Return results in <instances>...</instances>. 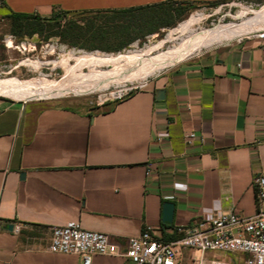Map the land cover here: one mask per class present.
<instances>
[{
	"label": "crops",
	"instance_id": "obj_1",
	"mask_svg": "<svg viewBox=\"0 0 264 264\" xmlns=\"http://www.w3.org/2000/svg\"><path fill=\"white\" fill-rule=\"evenodd\" d=\"M163 1L0 0V19ZM262 172L264 39L257 36L219 43L97 107L0 96V264H80L79 255L47 248L50 226L68 221L117 246L92 264H133L123 254L144 228L169 242L211 212L253 215L252 180ZM164 202L174 204L171 223L162 221ZM199 255L179 249L178 262L194 264ZM204 256L243 264L242 255Z\"/></svg>",
	"mask_w": 264,
	"mask_h": 264
},
{
	"label": "rangeland",
	"instance_id": "obj_2",
	"mask_svg": "<svg viewBox=\"0 0 264 264\" xmlns=\"http://www.w3.org/2000/svg\"><path fill=\"white\" fill-rule=\"evenodd\" d=\"M173 5L182 10L183 15L178 18L175 15L172 17L174 24L157 29L158 23L138 26L132 22L97 21L98 27L93 29L80 23L84 36L78 39V44L70 37L64 40L56 34L45 38V34L59 32L69 22L90 18L93 14L67 13L56 25L50 19L52 14L60 11L56 9L49 17H44L45 24H53V28L46 27L43 34L24 36L10 31L7 18L0 19V96L97 107L126 97L145 80L202 51L264 28V17L257 15L264 10V0L178 2ZM193 23L190 37L186 38L187 32L182 33L183 36L168 37ZM208 40L219 41L207 48L204 45ZM198 46L201 47L199 52L185 56ZM152 69L159 71L145 75ZM73 82L85 83L90 88L72 91ZM57 84L67 92L46 94L45 85L54 87ZM4 87H10L9 92H5Z\"/></svg>",
	"mask_w": 264,
	"mask_h": 264
},
{
	"label": "built area",
	"instance_id": "obj_3",
	"mask_svg": "<svg viewBox=\"0 0 264 264\" xmlns=\"http://www.w3.org/2000/svg\"><path fill=\"white\" fill-rule=\"evenodd\" d=\"M252 35L264 39V28ZM195 138L196 134L191 132L187 142ZM252 184L257 206L253 215L242 216L234 211L211 212L169 242L157 238L150 228H144L139 235L128 239L123 256L133 264H180L178 250L190 249L200 253L193 258L194 264H239L237 260L206 258V252L242 255L243 264H264V172L255 175ZM47 248L54 253L79 255L80 264H92L95 254L118 253L117 246L107 234L84 229L76 221L50 226Z\"/></svg>",
	"mask_w": 264,
	"mask_h": 264
},
{
	"label": "trees",
	"instance_id": "obj_4",
	"mask_svg": "<svg viewBox=\"0 0 264 264\" xmlns=\"http://www.w3.org/2000/svg\"><path fill=\"white\" fill-rule=\"evenodd\" d=\"M174 3L178 2L169 0L129 8H115L79 12L83 15L93 14L94 16L90 18H82V20L78 21H72V23L69 22L68 26H66V28L60 30L59 32H47L45 34V38L58 34L61 35L64 40H67V38L70 37L72 38L71 41L73 43L78 44V39L84 36V33L82 31L83 26L80 23L87 24L91 29H93L95 27H98V25L96 24L98 23L97 21L101 23L132 22L138 26L158 23L156 29L160 26L172 25L175 22L172 17L176 15L178 18L183 15L182 10L180 11L178 8L174 7ZM67 13V11L60 10L52 14L50 16V19H52L56 25H59V19H61ZM167 17L172 19L167 21L165 19ZM6 18L9 21L10 31L18 36L32 35L34 33L43 34V32L46 31V27H48V29L53 28V24H45V18L36 13L11 12L6 16Z\"/></svg>",
	"mask_w": 264,
	"mask_h": 264
},
{
	"label": "bare ground",
	"instance_id": "obj_5",
	"mask_svg": "<svg viewBox=\"0 0 264 264\" xmlns=\"http://www.w3.org/2000/svg\"><path fill=\"white\" fill-rule=\"evenodd\" d=\"M258 16H260L262 19H263V17H264V10L263 11H261L260 13H258L257 14ZM195 23H193V24H191V25H188V26H186L182 31H180L179 33H170L169 34V38H171V36L172 35H176V37H179L182 33H188V35H185V36H187L186 38H188V37H190L191 36V34H192V29H191V27L194 25ZM244 24V23H243ZM242 25V24H241ZM248 25V24H247ZM225 30V29H224ZM237 30V29H236ZM226 33V32H225ZM200 34V33H199ZM181 36H183V35H181ZM241 37V36H240ZM239 37V38H240ZM181 39H183V38H181ZM180 39V40H181ZM211 39V38H210ZM221 40V39H220ZM203 41V40H202ZM209 42H206L205 43V45H204V47H210V46H213V45H215L216 43H218V41L219 40H217V41H210V40H208ZM173 43V42H172ZM187 45V44H186ZM201 49V47L200 46H198V47H196V48H194L193 50H191L189 53H187L185 56H189V55H191L192 56V54L193 53H195V52H199V50ZM171 51V50H170ZM160 56V55H159ZM162 56V55H161ZM163 57V56H162ZM168 57V56H167ZM190 57V56H189ZM158 60V59H157ZM165 60H167V59H165ZM169 60V59H168ZM167 60V61H168ZM180 60V59H179ZM154 61V60H153ZM171 62V61H170ZM162 64V63H161ZM161 67V66H160ZM159 71V69H152V70H150V71H148L145 75H147L148 73H150V72H153V71ZM96 78V77H95ZM104 80V79H103ZM69 83V82H68ZM72 83V82H71ZM7 84V83H6ZM67 84V83H66ZM68 85V84H67ZM46 87H45V89H46V94H50V95H52V94H54V95H57V94H63V93H66L67 92V90L65 89V88H62L63 86H61L60 84H57L56 86H54V87H50L49 85H45ZM67 88V87H66ZM90 87L87 85V84H85V83H81V84H76V82H73V85H71V90L72 91H85V90H87V89H89ZM5 92H9V89H10V87H4V88H2ZM68 89H70V86L68 87ZM70 90V91H71ZM21 91V90H20ZM27 92V91H26ZM4 93V92H3ZM24 95V94H23Z\"/></svg>",
	"mask_w": 264,
	"mask_h": 264
},
{
	"label": "water",
	"instance_id": "obj_6",
	"mask_svg": "<svg viewBox=\"0 0 264 264\" xmlns=\"http://www.w3.org/2000/svg\"><path fill=\"white\" fill-rule=\"evenodd\" d=\"M156 98L161 100L164 98V90L160 89L156 92ZM174 204L171 202H164L162 206V221L165 223H171L173 215Z\"/></svg>",
	"mask_w": 264,
	"mask_h": 264
}]
</instances>
